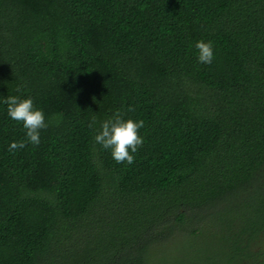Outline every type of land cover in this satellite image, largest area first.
Returning a JSON list of instances; mask_svg holds the SVG:
<instances>
[{
  "label": "trees",
  "instance_id": "16d2710c",
  "mask_svg": "<svg viewBox=\"0 0 264 264\" xmlns=\"http://www.w3.org/2000/svg\"><path fill=\"white\" fill-rule=\"evenodd\" d=\"M17 86L48 126L9 151L0 104V264H264V0H0ZM117 110L130 165L94 141Z\"/></svg>",
  "mask_w": 264,
  "mask_h": 264
},
{
  "label": "clouds",
  "instance_id": "9594fccd",
  "mask_svg": "<svg viewBox=\"0 0 264 264\" xmlns=\"http://www.w3.org/2000/svg\"><path fill=\"white\" fill-rule=\"evenodd\" d=\"M195 55L197 60L203 64H211L215 52L211 40L198 39L195 41ZM23 92L17 86L18 94H9L0 98V104L6 106L7 116L16 122L21 123L24 130V137L20 140H12L8 143L7 149L15 151L22 149L26 144L36 145L40 143V130L46 128L44 110L35 105L33 97L21 95ZM129 111L135 112V108L129 106ZM144 127V120L141 118H125L124 114L117 110L113 115L103 119L94 133V141L102 149L110 152L111 157L117 163L132 164L139 145L143 143V136L139 129Z\"/></svg>",
  "mask_w": 264,
  "mask_h": 264
}]
</instances>
